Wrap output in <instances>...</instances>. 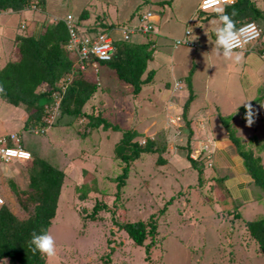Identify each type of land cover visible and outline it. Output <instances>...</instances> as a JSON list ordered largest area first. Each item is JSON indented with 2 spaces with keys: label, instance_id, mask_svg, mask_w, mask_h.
<instances>
[{
  "label": "rangeland",
  "instance_id": "obj_1",
  "mask_svg": "<svg viewBox=\"0 0 264 264\" xmlns=\"http://www.w3.org/2000/svg\"><path fill=\"white\" fill-rule=\"evenodd\" d=\"M91 1L94 2V0ZM97 1L96 4L92 3L93 8H96V16L87 24L80 23L79 25V29L83 33H89L87 30H90V27L87 25L102 23L100 17L103 18L104 14H107L108 18H103L107 31L109 32L112 29L111 25L108 24L109 22L113 23L115 19L108 15L107 7L109 5ZM111 1L117 2L120 9L119 17L115 22V29L112 30L111 35L114 39H120V29L125 27L136 30L139 27V21L137 24L124 21L125 15L134 10H126L131 5L130 3H125V0ZM84 2H89V0H47L44 11L41 7L36 6V9H34L31 6L30 10H33V12L27 13L25 20L34 22L33 19L36 17L38 20L43 21L44 19L49 23L52 20L67 18L69 14L79 17V4L81 3V9H84ZM135 4L133 0L132 5ZM144 4L136 9L135 18L149 9L157 12L153 6ZM258 8L260 9V7ZM115 9L117 10V7ZM115 9H109V14L116 17ZM34 11L41 12L36 15ZM261 11L264 13L263 10ZM176 13L177 5H173L172 14L175 15ZM158 14L162 17V23L159 26L160 31L168 25V23L164 25V19L166 20L168 17L160 14V12ZM174 15L171 20L169 18V22L173 21ZM22 17L19 19L21 20ZM110 17L112 19H109ZM199 17L208 18L207 23H209V26H217L220 16L215 17L211 14L199 13L195 19ZM166 21L168 22V20ZM176 27L180 32L184 30L183 25ZM195 28L192 24L189 25L191 31ZM176 37L175 33H171L166 37L170 44L162 47L164 51L157 43V52H163L164 54L157 60L154 69L157 70L159 81L164 77L165 81L163 83L170 86L168 88L162 86V89L166 90L168 94H173L175 82L181 78L182 89L180 91L185 88L190 95L192 86L195 93L198 94L195 103L209 111L212 109L211 106L207 107L208 99L210 101L213 98H218L217 103L213 105V109L217 108L221 115L226 114L221 123L230 129L233 139L237 138L238 134L236 132L239 128L240 118H237L236 113L228 114V99L232 91L240 92V87L238 88L237 85H241L245 81L244 79L252 76L250 75L252 68L246 64L244 56H239L237 61L235 58L226 59L213 52L216 40L215 34L212 35L213 44L208 43L210 48L205 47V49H203V45L207 43H202L203 45H200L199 48L184 45L175 48L173 41L177 39ZM160 39L161 37H159ZM236 51L240 53L243 50ZM190 54L192 55L191 58ZM246 54L248 53H244V55ZM193 60H195V63ZM245 64L248 68L242 69L239 66ZM231 68H233L232 71ZM192 70L195 71L192 78L193 85L187 82L191 78H184V75H191ZM90 73L98 80L100 86L96 95L83 110L89 114L93 110L96 113L102 111L108 121L114 125L118 124L123 130L136 129L135 127L138 126L141 131L138 130L140 136L137 140L144 144L147 138L152 139L157 148L165 150L162 157L167 162L165 165H160L158 154L143 155L132 164L129 178L120 194L117 195L115 180L116 177L118 178L122 174L123 165L120 166L122 163L115 158L113 149L116 142L121 138V133L112 132L111 130L106 132L96 130L90 135H84V132H86L84 118H74L72 121L76 127L73 129L64 127L61 131H58V127L51 128L48 133L46 132V138L45 135H36L38 133H35L36 130L33 135L24 132L22 144L26 150L31 152L32 160L26 164L18 163L17 167H10L5 173L0 174V195L7 204V201L10 200V204L15 205L16 210H20L22 198L14 195L10 188V181H13L20 190H29L30 167L35 157H43L52 164L54 160L64 170L66 184L60 195L56 217L49 229L56 242V255L51 258L47 257V263L264 264V256L260 253L259 245L253 239L247 227L248 222L264 218V190L260 187L255 188L256 190L251 192L252 202L242 195L236 198L230 194L229 189H226L227 183L231 182L230 179L233 176L229 174L225 180L218 179L215 176L216 164L215 166L212 164L205 167L200 162L198 165L203 166L207 173L201 177L203 182L199 184L198 172L191 167L187 160L189 154L187 140L185 138L183 140L176 139L181 133V117H170L168 124H166L167 120L164 123L157 120V118L155 123L147 124L148 117L146 111L142 108V104L137 105L133 118L131 110L129 115L122 114L119 109H116L117 102L114 100H119L121 96H124L123 99L128 102L125 103V106L130 107L131 103L129 102L131 101L125 95L133 88L120 84L124 88L118 89L108 71L106 75H100L95 70L90 71ZM198 77H201L200 80ZM233 77H238L239 80L234 83ZM256 77H258L256 79L258 81L264 78L260 75ZM69 78L71 80L72 77L69 76ZM69 80L65 84L71 83ZM251 82L243 84L242 88L245 90L244 102L238 103L241 98L240 96L237 97L239 110H242L245 114L247 110L243 108L250 98L251 100L257 99L259 102L264 98L263 84L261 82ZM62 83L59 82L60 87L63 86ZM172 100H174L173 97ZM55 101L60 102L59 97ZM146 101L149 100L146 99ZM163 101L164 99L161 98L156 108L147 112L155 113L156 111L159 113ZM174 107H176V104L172 103L171 108ZM52 110L44 119L47 125H50L51 118L54 116L51 115ZM113 110H116V112L113 113ZM117 112L120 116L117 115ZM257 113H260V110ZM262 113H264V110H262ZM19 115L22 116L20 110L0 100V126L3 124V126H7L8 130L14 131L19 128L16 126L20 119ZM24 115L23 118H27V114ZM157 124L165 125L155 130L153 126H157ZM142 125L144 128H142ZM18 131L19 133L23 132L22 130ZM223 131L222 129V133ZM186 132L188 133L187 130ZM205 134L203 131V135ZM242 135L244 136V133L240 134V136ZM204 139H207V136ZM246 139H248L247 143L240 140L247 151H255L256 146L260 148V145H264V141L261 142L252 134ZM46 142L57 146L56 149H60V152L66 157L65 161H62L63 163L60 155H54L55 158L51 154L47 155V150L41 151L42 148L50 151L54 150L47 146ZM208 147V145H203L201 150L196 149L195 152H191L190 157L197 160L200 152L208 150ZM254 154L258 156V151ZM261 156L263 157V155ZM9 170L11 174L8 173ZM8 174L13 179L8 180L6 178ZM213 176H215L214 182L217 185L213 181L210 182V178ZM83 193H86L84 200L79 198ZM96 203L103 204L106 208L98 212L94 218H91ZM152 220L158 224V233L154 240L152 238L146 240L145 244L150 245V252L147 255L146 247L134 245L128 234L121 229V226L125 223L138 221L150 223Z\"/></svg>",
  "mask_w": 264,
  "mask_h": 264
},
{
  "label": "trees",
  "instance_id": "obj_2",
  "mask_svg": "<svg viewBox=\"0 0 264 264\" xmlns=\"http://www.w3.org/2000/svg\"><path fill=\"white\" fill-rule=\"evenodd\" d=\"M46 3L47 0H37L35 5L43 8L44 11ZM31 5V0H0V13L8 10L20 13L30 10ZM87 9L89 7H84L82 10L77 25L87 24V20L93 14L91 10ZM222 15L230 16L235 22L236 28L248 21L260 22L264 19V13L252 0H239L232 6H225ZM87 26L90 27V30H87L89 33L107 32V28L102 26V23ZM142 35L147 40L145 43L115 42L113 58L110 61L98 63L100 67L113 71L120 83L132 87L135 96L139 95L143 86L152 82L155 76L154 71H149L146 79H143L147 72L148 62L153 59L154 49L152 48L153 42L149 40L148 35ZM69 40L70 33L64 20H58L54 24H45L39 37L19 35L15 41V57L5 65L0 64V85H3L4 88V92L0 93V100L27 114L23 131L28 135L29 133L33 135L35 130H39L38 136L45 135L46 138L48 130L51 128L58 127V131L64 127L73 129L76 127L72 121L74 118H84L86 122L84 135H90L99 129L121 133V138L113 149L115 158L122 163L120 166L123 165L122 174L115 180L117 195H119L129 178L130 168L134 162L143 155L158 154L159 164L165 165L167 160L162 157L165 150L157 148L155 142L150 138H147L142 144L137 140L140 135L136 129L123 130L118 124L114 125L108 121L102 112L96 113L93 110L89 114L83 110L98 92L100 84L90 72H83L75 68V57L67 49ZM260 51L262 52V50ZM71 75L73 80L68 84L65 94H63L60 92L59 82L64 83V80L69 79ZM58 91L62 100L54 120L50 125H47L44 119L51 112V107L56 105L53 95ZM192 100L191 92L184 105V116H186ZM231 138L233 137L231 136ZM46 145L54 150L42 148L41 151L47 150V155L51 154L52 156L58 154L62 157L61 162L65 161L66 157L63 156L60 149H56L49 142H46ZM187 150L189 153L187 160L191 167L197 170L199 184H201L203 182L201 177L205 170L198 163L200 162L205 167L211 166V155L201 152L197 160L192 159L189 142ZM243 155L245 166L254 179L255 185L264 190V168L261 160L255 158L250 152ZM32 162L29 190H20L15 185L11 187L14 195L22 198L19 213L12 212L8 201V204L4 202L0 208V261L9 259L11 264H48L47 257L41 256L38 252L33 254L29 240L33 231L37 233L49 232L56 217L60 195L65 185L64 170L57 165V162L53 160L52 164L43 157H35ZM63 165L65 166V163ZM85 195L86 193H83L79 198L84 200ZM104 208H106L105 205L96 203L91 218H94ZM157 225L154 220L150 223L138 221L125 223L121 229L128 234L134 245L146 247L148 255L150 245H146L145 242L148 238L154 240L158 233ZM247 227L253 239L258 243L261 255L264 256V218L248 222Z\"/></svg>",
  "mask_w": 264,
  "mask_h": 264
},
{
  "label": "crops",
  "instance_id": "obj_3",
  "mask_svg": "<svg viewBox=\"0 0 264 264\" xmlns=\"http://www.w3.org/2000/svg\"><path fill=\"white\" fill-rule=\"evenodd\" d=\"M99 1L104 2V3L109 5V7H107L108 15L114 17V19H115V21L113 23L109 22V24H108V25H111V28H112L109 31V33L111 35L112 30L115 29L114 28L115 22L117 21V18L119 17L118 16L120 13L119 4H117V2L116 3L112 2L111 0H99ZM119 1H121V0H119ZM201 1L202 0H138V1L134 0V3H136V4L132 5L133 0H125V3L131 4L129 7H127L126 10L134 9L131 12H129V14L125 15V18H124L125 22H129L130 24L131 23L137 24L138 21L140 20L141 14H139V16L137 18H135V12L137 11L136 9L141 4L145 3L144 5L149 4V5L153 6L157 12L158 11L160 12V14L167 15L168 19H166V20H168V22L164 19V25H165V23H168V25L159 31L160 23H162V17L158 14L159 12L157 13V12L153 11L152 9L148 10V11L153 12L155 17H156V23L158 25V28H157L158 36L155 39V41H151V42H153L152 48L154 49L153 59L148 62L147 72L144 74L143 79H146L149 71H154L155 76L153 77L152 82L143 86L142 91L139 95L135 96L133 94V90L129 91L127 93V95H125L128 97L127 99L131 101V102H129V103H131L130 107L125 106V103L127 102V100L123 99L124 96H121L120 98L118 97L119 100L118 99L114 100L117 102L115 107L117 110L119 109L120 113H122V114L124 113V114L129 115L130 110H131V114H132V118H133L134 114H135V110L137 108V105L142 104V108L146 111L145 113L148 117L147 124H149L151 122L155 123L156 118H157V120H161V122H164V123L167 120L166 124H168V120L170 117L180 116L181 117L180 118V123H181L180 131H181V133L176 137V139L177 140H183L185 138L187 140V145L189 142L190 149L192 152H195L196 149L201 150L203 145H208L209 146L208 150H205L204 152H207L208 154L211 155L212 164H214V166L216 164V166H217V171H216L215 176L218 179L225 180L226 177L229 174H231L233 177L230 179L231 182L227 183L226 189L230 190V194L232 196H235L236 198H238L239 195H242L243 197H246L247 200H250L252 202L253 200L251 198V192L255 191L256 190L255 188H258V187L254 184V180L252 179L251 175L247 171L243 154L246 152L252 153L255 158H259L261 160V164L264 168V145H260V148H258L256 146V148H254L255 151H247L246 148H244V144L241 143V140L247 143L248 139H246V137H250V135L252 134V135L256 136L258 138V140H260L261 142L264 141V113H262V110H264V98L260 102L257 101V99L251 100V98H250V100L247 102V103L252 104V107H253L254 113H255V115H254L255 123L251 127L247 126V122L245 120L246 114L243 113L242 110L241 111L239 110L240 106L238 103L242 102L245 99V90H244V88H242L243 84H248L249 82L253 81L251 83L261 82V84H263L262 86H264V78L260 79V81L256 80L258 78V77H256L257 75H260V77H264V59L261 58L260 51L254 50L252 52H248V54H246V55H244L243 52H240V56H244L245 62H247L246 64L250 68H252L251 73H250V75H252V76L244 79L245 81H243L241 85H237L238 88L240 87V92L232 91L230 93V97L228 99V101H229L228 102L229 103L228 114L230 115V114L236 113L237 118H240V123L238 124L239 128H238V131L236 132L238 134V136L234 140H233V138H231L232 134L230 133V129L221 123L222 119L226 117V114L221 115V113L218 112L217 108L213 109L214 108L213 105L217 103L218 98L217 99L213 98L210 101L207 98L208 99L207 107L209 108L211 106L212 110L211 109H210L211 111H209L208 109L206 110V108H203V107H201L195 103L197 101V98H198L197 95L198 94L195 93L194 88H192V86H191L190 94L192 92L194 98L190 103V106H189V109H188L186 116H184V105L186 104L190 95H189L188 91L185 90V88H183V90L180 91V89H182V83L180 80L181 78L177 79L175 82L174 93L168 94L166 92V90L162 89V86L163 87L165 86V88H168L170 86L168 84L163 83L165 81L164 77L163 78L160 77L161 81H159V78H158L157 72H156L157 70L154 69L155 63L157 62V60H159L160 56H162V54H164L163 52H160V53L157 52V50H156L157 49V43H159L161 48L168 46L170 43L168 42L166 37H168V35H170L171 33H175L177 35V37H176L177 39L175 41H173V46L175 48H179V46H183V45L186 47H191V48H199L200 45H203L202 43H207V44L203 45V49H205V47L210 48L208 43H212L214 41L212 35L215 34V32H213V30H215L217 26H209L208 25L209 23H207L208 18H206V17H203V18L199 17L198 19H195V18H197L199 13L211 14L212 16H215V17L221 16L224 13L225 6L217 8V9L212 10V11H201L200 10ZM252 1L258 7H260L261 10L264 11V0H252ZM97 2H98L97 0H94V2H92L91 0H89V2H84V7H87V8L89 7V9H87V10H91L93 13L87 21H92L93 18L96 16L95 15L96 14V11H95L96 8H93L92 3L96 4ZM141 2H144V3H141ZM173 5H177V13L175 15L172 14V6ZM116 7H117V10L115 9ZM111 8L115 9L116 17L114 15L109 14L110 13L109 9H111ZM79 9H80L79 14H81V12L83 10V9H81V3L79 4ZM30 12H33V10L32 11L31 10H24L20 13H14V12H11L10 10H8V11H3L0 13V64L1 65H5L7 62H9V60H11L13 57H15V51H16V42L15 41L19 35H23V36L24 35H34L36 37H39V35L41 34L45 24H54L58 20L66 19V18H64V19H58V20H54V21L52 20V22L48 23V22L44 21V19H43V21H41V19L38 20L36 17H34V19H33L34 22H27V20H25V16L27 13H30ZM34 12L37 15V13H40L41 11L40 12L34 11ZM173 15H174L173 21L169 22L172 19L171 17ZM21 16H23V17L20 20L19 18ZM74 18L77 19L79 17H74ZM100 18L102 21V26H105V28H106L107 26L104 24L103 21H105V20L103 18L108 19L107 14H104L103 18L102 17H100ZM169 18H170V20H169ZM109 19H112V18L110 17ZM218 21H219V19H218ZM190 24H192L193 26L196 27L192 31H191V29H189ZM171 25H176V26L183 25L184 30H181V32H180L178 27L171 26ZM23 26H24V28H23ZM78 26H79V24H78ZM187 32H190V33L187 34ZM119 34L121 36L120 39H114L112 37L114 39V42H117V41L123 42L121 32H119ZM160 34H161V36H160ZM159 37H161L160 40H159ZM179 40H187L188 42H190V44L177 45L176 42ZM146 41L147 40L145 39V37L141 33L140 34L135 33V34L131 35L130 40H128L127 42L145 43ZM260 48L262 50L264 49V36H263L262 45L260 46ZM163 51H164V49H163ZM189 56L191 58L192 55L190 54ZM192 59H194V57H192ZM193 62L195 63V60H193ZM246 64L244 66H242V65H239V66L242 69H245V68H248V66ZM198 69H199V66H198ZM198 69H197V71H198ZM232 69L233 68H231V71H232ZM107 71L109 72L110 77H112L113 82L115 84H117L118 89H121L122 86H120V84H123V83H120L118 81L115 73L113 71H111L110 69L105 68V67H99V69H98L99 73L98 74H100V75L105 74L106 75ZM197 71H196V74L198 76ZM194 72L195 71L192 70L190 73L191 75H188V76L184 75L185 79L191 78V80H187V82H189L191 85H193V79L192 78L194 77ZM200 78L201 77H198L199 80H200ZM232 79L234 80V83H236L237 80H239L238 77H233ZM122 88H124V87H122ZM238 96H240L241 100H239V102L237 103V100H238L237 97ZM172 97L174 100H172ZM161 98H163L164 101L161 104V109L159 110V113H157L156 111H155V113L154 112H152V113L147 112V111H153L156 108V105H158ZM146 99L149 101H146ZM172 103L176 104V107H174L173 109L171 108ZM243 104H245V103H243ZM130 108H132V109H130ZM243 109H246V107L244 106ZM18 110H20V109H18ZM258 110H260V113H257ZM20 111H21L22 116L20 117V115H19L20 119H19V122H17L18 125L16 124V126L19 128H16L14 131H12V130H8L7 126H3V124H2V126H0V137L7 135V134H10V133H17L20 135L21 138L23 137V133H24L23 127H24V123H25L27 118L24 119L23 117L25 116L24 115L25 113L22 110H20ZM112 112L114 113V112H116V110H113ZM217 112H218V114H217ZM108 113H110V112H108ZM155 114H158V115H155ZM117 115H119V112H117ZM133 120H135V119H133ZM128 121H129V119H128ZM164 125L165 124H162V125L157 124V126L155 125V126H153V128L156 130L157 128H160V126L164 127ZM135 128L137 129V131L140 130L138 126H136ZM142 128H144V126ZM221 128L224 130L223 133H222ZM18 130H22L23 132L19 133ZM50 130L51 129H49L48 131H50ZM186 130L188 131V133L186 132ZM203 131H204V133H206L205 135H203ZM101 132H103V130ZM241 133H244V136L243 135L240 136ZM205 136H207V139H204ZM54 147L57 148V146H55V145H54ZM257 151H258V154H257L258 156H256L254 154ZM261 155H263V157ZM18 163L23 164L22 162H19V161H12L10 163H4V161L2 162L0 160V174L5 173L8 169H10V167H15V166L17 167ZM24 164H26V163H24ZM9 172H10V170L8 171V173ZM206 173H207V170H205L204 174H206ZM9 174H11V173H9ZM9 174H8V177H6V178L8 180L13 179V177ZM215 176L210 178V182L211 181L214 182ZM205 177L208 180L207 176H205ZM65 184H66V180H65ZM214 184L217 185L215 182H214ZM12 185L17 186L13 181H10V188L12 187ZM212 186L215 187L214 185H212ZM246 188H247V190H246ZM11 190H12V188H11ZM219 191L221 192V190H219ZM9 201L10 200H8V202ZM9 204H10V202H9ZM10 208L14 214L19 213V210L15 209L16 208L15 205L10 204ZM0 264H11V263H10L9 259H5V260L0 261Z\"/></svg>",
  "mask_w": 264,
  "mask_h": 264
},
{
  "label": "built area",
  "instance_id": "obj_4",
  "mask_svg": "<svg viewBox=\"0 0 264 264\" xmlns=\"http://www.w3.org/2000/svg\"><path fill=\"white\" fill-rule=\"evenodd\" d=\"M238 1L239 0H202L200 4V10L209 11L224 5H234ZM65 22L70 33V40L67 49L75 57L76 69H79L83 72H90L92 70L98 72L99 62H107L113 58L115 52L114 39L109 33H82L77 29L76 20L72 16H68ZM248 25H254V30L246 31V43H244L241 48H238L236 50H252L262 36L263 26L253 21L241 24L237 29L242 27L246 28ZM120 32L123 41L130 40L131 35L135 33L148 35L150 41H155L158 36L156 17L153 12L146 11L141 14L139 27L136 30L123 27ZM189 33L190 32H187V34ZM176 44L183 45L190 44V42H188L187 40H179L176 42ZM65 89V86H63L62 91L60 92L65 93ZM60 92H55V94L53 95V98L55 100L59 97L60 102L57 103L55 101L56 105L51 107V109H53L51 115L54 116H52L50 124L54 120L56 111L62 100ZM38 131L36 130L35 133H37ZM22 143L23 139L17 133H12L8 136L0 137V160H3L7 163H10L15 159L19 161L31 160L32 156L30 152H28L24 148ZM3 204L4 199L0 195V208Z\"/></svg>",
  "mask_w": 264,
  "mask_h": 264
},
{
  "label": "clouds",
  "instance_id": "obj_5",
  "mask_svg": "<svg viewBox=\"0 0 264 264\" xmlns=\"http://www.w3.org/2000/svg\"><path fill=\"white\" fill-rule=\"evenodd\" d=\"M31 1H32V5H31L32 8L36 9L35 4L37 3V0H31ZM224 6H232V5H224ZM220 7H223V6H220ZM220 7H217V8H220ZM217 8H215V9H217ZM215 9H212V10H215ZM212 10H209V11H212ZM233 15H234V13H233ZM68 16H72V15H68ZM72 17L74 18V16H72ZM65 20H67V18L64 19V21ZM75 20L77 23L78 18ZM248 22H250V21H248ZM253 22H255V21H253ZM245 23H247V22H245ZM256 23L263 26L262 36L258 40L257 44L254 46V48L252 50L242 51L243 53L252 52L254 50H259V51L262 50L260 48V46L262 45V39L264 36V19L261 20L260 22H256ZM76 26H77V29L81 32V30L79 29V26L78 25H76ZM23 28H24V26H23ZM249 30H254V25H248L246 28L242 27V28L237 29L235 22L232 20V18L230 16L221 15L219 17V21H218L217 27L215 29L216 40L214 43L215 47H214L213 52H215L217 55L223 56L226 59L235 58L238 61L240 53L237 52L236 49L241 48L243 46V44L246 43L245 33H246V31H249ZM107 33H109V32L107 31ZM85 34H91V33H85ZM138 34H140V33H138ZM260 54H261L260 55L261 58L264 59V49L262 50V52L260 51ZM69 79L64 80V83L62 84L66 88L65 92H66L67 87H68V84H65V82L68 81ZM72 80H73V77L71 78V81H69V82H72ZM62 87H61V91H62ZM3 92H4L3 85H0V93H3ZM63 94H65V93H63ZM244 106L246 107V110H247L246 115H245V120L247 122V126L251 127L255 123L254 109H253L251 103H247ZM36 135H38V134H36ZM201 152H204V151H201ZM31 160H29V161H31ZM13 161H19V160L15 159ZM29 161H19V162L28 163ZM4 202H5V200H4ZM29 246H30V249L33 252V254L38 252L41 254V256L48 257V258L54 257L56 255V242H55L53 236L48 231H43L40 233L33 231L31 233V239L29 240Z\"/></svg>",
  "mask_w": 264,
  "mask_h": 264
}]
</instances>
